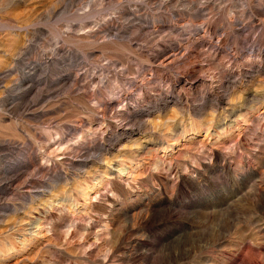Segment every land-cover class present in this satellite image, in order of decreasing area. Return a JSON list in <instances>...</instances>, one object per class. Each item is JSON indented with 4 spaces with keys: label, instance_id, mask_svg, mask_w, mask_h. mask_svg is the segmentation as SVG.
Segmentation results:
<instances>
[{
    "label": "rangeland",
    "instance_id": "1",
    "mask_svg": "<svg viewBox=\"0 0 264 264\" xmlns=\"http://www.w3.org/2000/svg\"><path fill=\"white\" fill-rule=\"evenodd\" d=\"M0 264H264V0H0Z\"/></svg>",
    "mask_w": 264,
    "mask_h": 264
}]
</instances>
